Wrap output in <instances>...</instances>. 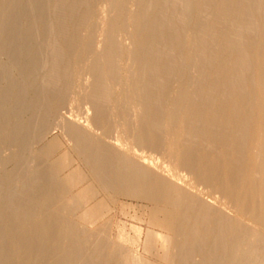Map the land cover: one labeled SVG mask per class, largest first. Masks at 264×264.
<instances>
[{"label":"bare ground","instance_id":"1","mask_svg":"<svg viewBox=\"0 0 264 264\" xmlns=\"http://www.w3.org/2000/svg\"><path fill=\"white\" fill-rule=\"evenodd\" d=\"M205 1L220 18L224 14L229 17V27L222 32L200 23L207 40L217 37L216 69L210 81V59L204 60L198 68L200 79L192 97L183 81L177 86L175 104L185 105L186 114L181 121L186 122L183 130L187 135L180 141L177 160L202 181L238 198L241 210L250 207L256 192L260 199L253 209L264 222V42L262 38L256 42L252 34V29H264V0ZM143 2L138 0L134 18L135 31L142 32V37L135 41V58L143 110L155 118L170 75L184 80L186 73L179 63H169L167 57L155 53L151 44L155 42L165 49L179 50L180 32L173 31L168 22L158 27L155 21L144 19ZM87 3L88 0H9L5 6L0 23V53L7 57V63H0V124L6 138L20 147V152L9 159L14 164L25 148L27 135H21V131L32 135L33 123L51 115L61 102V98L51 94L56 80L54 72L66 69L65 60L78 41ZM166 3L154 0L156 8L165 7ZM190 3L180 0L187 15ZM49 5L53 7L51 18L47 12ZM45 42L49 43L44 49ZM114 48L107 41L98 53L108 73L114 69ZM94 72V119H99L102 82L101 75ZM57 78L66 85L65 72ZM23 99L25 121L20 120L18 110ZM72 133L103 187L152 203L153 222L171 235L166 240L174 252L165 253L164 259L174 264H264V240L258 231L248 230L196 196L179 191L161 175L152 174L148 167L122 159L105 145L92 143L84 131L73 129ZM145 137L149 144H158L155 123L148 126ZM203 141L209 144L208 150ZM14 175L11 170L2 173L5 186L0 192V264H72L71 256L79 239L72 224L52 207L62 186L52 175L40 172L23 181L22 191L16 194L9 189ZM34 213L41 214L37 222L31 220ZM62 239L67 250L60 243ZM149 244L150 237L145 245ZM103 248V241L97 240L87 255L88 264H102ZM115 253L112 251L107 259L110 261Z\"/></svg>","mask_w":264,"mask_h":264},{"label":"rangeland","instance_id":"2","mask_svg":"<svg viewBox=\"0 0 264 264\" xmlns=\"http://www.w3.org/2000/svg\"><path fill=\"white\" fill-rule=\"evenodd\" d=\"M8 1L0 0V23ZM166 1L165 7L156 8L154 0H144L142 16L155 21L158 27L168 22L173 31L180 32L179 50L165 49L157 42L151 44L155 53L167 57L169 63H179L186 75L184 80L170 75L168 88L159 102L157 117L148 116L141 102L135 41L142 37V32H136L134 28L138 0H88L78 41L65 60L66 69L58 68L54 72L56 80L51 94L61 98V102L51 115L33 123L32 135L21 131V135L27 136L17 164L9 159L20 152V147L17 142L6 138L7 134L0 124V192L5 186L2 178L5 170L15 174L9 189L16 194L22 191L23 181H29L40 172L45 176L52 175L55 182L62 186L57 203L52 207L57 208L63 220L72 224L80 242L72 253V264H88L87 255L97 240L104 243L102 257L106 260L102 259V264H174L163 257L165 253L174 252L166 240L171 239V235L153 222L152 203L142 197L103 187L86 162L73 129L84 131L92 143L105 145L122 159L148 167L152 174L161 175L179 191L196 196L214 211L223 212L248 230L258 231L264 240V222L259 220L256 209H253L260 199L256 192L250 207L241 210L238 198L229 197L212 184L202 181L177 160L180 141L187 137L183 130L186 122L181 121L186 114L185 105L175 104L177 86L183 81L187 94L192 97L200 79L198 68L206 58L210 59L207 66L209 79H214L217 37L214 35L215 39L207 40L201 25L209 24L213 26L212 30L226 32L229 17L224 14L220 18L209 9L205 0H190L188 15L183 13L180 0H174L176 3ZM47 12L51 18L52 5L47 7ZM252 34L255 41L257 38L256 42L259 38L264 42V29H252ZM1 39L0 25V43ZM107 41L115 47L112 73L105 71L98 54ZM48 43H44V49ZM0 63H7V57L1 53ZM94 71L101 75L102 82L98 98L99 119H94ZM63 72L66 74V85L57 78ZM41 76L42 72L34 82ZM24 102L23 99L18 109L21 121L27 118ZM152 122L158 127L157 145L149 144L145 137ZM202 145L208 150L207 142L203 141ZM40 217V213H34L31 220L37 222ZM157 218H160L159 214ZM148 237L150 244L146 246ZM60 243L67 250L63 239ZM112 251L116 253L109 261L107 258Z\"/></svg>","mask_w":264,"mask_h":264}]
</instances>
